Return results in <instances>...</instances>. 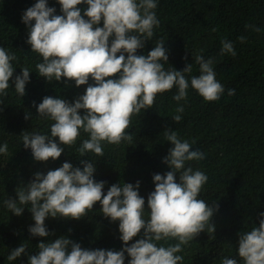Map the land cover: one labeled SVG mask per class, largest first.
I'll list each match as a JSON object with an SVG mask.
<instances>
[{
    "label": "trees",
    "instance_id": "16d2710c",
    "mask_svg": "<svg viewBox=\"0 0 264 264\" xmlns=\"http://www.w3.org/2000/svg\"><path fill=\"white\" fill-rule=\"evenodd\" d=\"M37 2L0 0V47L17 57L11 62L14 74L7 95L0 94V146L8 145L7 155L0 154V264H30L29 257L39 253L41 242L49 243L61 237L80 244L85 250L121 251L125 245L120 239L119 220L113 222L106 217L100 202L78 220L49 215L45 219L47 237L30 233L29 228L35 225L30 204L23 206L22 215L17 216L3 202L6 199L18 202L17 189L26 187L36 173L46 175L65 162L82 170L83 160L94 164V179L105 182V195L113 184L135 186L139 181L138 191L145 199L144 218L148 219L147 200L155 190L153 176L171 171L163 162L169 149L174 147L165 139L164 132L168 129L176 131L182 141L187 140L191 150L205 154L203 160L187 162L186 167L200 170L208 177L198 199L209 206L219 205L211 220L215 232H201L177 254L184 257L183 264H221L223 257L235 258L238 264H243L238 256L239 234L259 226L264 219L261 215L264 213V0H157L155 11L159 26L154 27L153 37L145 41L137 55L146 56L162 40L169 57L168 62L161 61L165 70H183L186 65H193V71L186 74L189 84L192 76L200 75L195 55L213 58L216 79L225 89L220 99L206 102L190 86L186 101L179 102L185 110L181 122L176 123L172 119L178 106L172 99L177 93L174 87L158 94L151 108L132 116L126 130L133 137L131 144L105 141L102 157L93 153L81 157L77 149L89 138L81 129L74 145L61 144L62 155L47 162L36 161L31 149L24 148L21 137L24 132L51 133L54 121L41 118L34 102L38 106L44 97L50 96L74 103L95 81L90 77L88 84L77 87L74 80L62 78L50 82L39 75L36 65L43 58L26 42L29 27L22 20L25 11ZM47 5L56 9V15H63L58 0H47ZM77 7L83 16L88 5L82 3ZM246 25H254L260 31ZM94 27H103V20ZM241 36L245 37L244 42L240 41ZM112 39L114 36L110 37L109 44ZM223 40L233 43L235 56L221 55ZM23 67L29 68L30 81L22 97L15 91L14 80L22 74ZM118 77L119 74L114 78ZM229 89H234L235 94L229 95ZM80 114L83 116L84 110ZM55 139L59 144V138ZM176 180L179 183V173ZM143 236L142 229L128 246ZM157 243L167 247L178 240ZM21 245L26 246V252L9 261L7 257ZM130 259L125 253V264Z\"/></svg>",
    "mask_w": 264,
    "mask_h": 264
},
{
    "label": "clouds",
    "instance_id": "9594fccd",
    "mask_svg": "<svg viewBox=\"0 0 264 264\" xmlns=\"http://www.w3.org/2000/svg\"><path fill=\"white\" fill-rule=\"evenodd\" d=\"M58 2L63 15H56V9L49 7L47 0H38L22 17L29 27L26 42L43 58V62L36 65L37 72L50 82L67 78L74 80L79 87L88 84L91 77L95 84L89 85L85 94L74 103L50 96L44 97L38 106L34 102L41 118L54 121L50 135L24 132L21 136L24 148L31 149L36 161L58 159L64 152L60 145H74L81 129L89 135L77 149L81 157L88 153L102 157V142L105 141L115 145L122 141L131 144L133 137L126 130L131 125L132 116L142 109L151 108L158 94L174 87L177 93L172 99L178 102V106L172 119L176 123L181 122V114L185 110L179 102L186 101L190 86L206 102L219 100L225 91L216 79L213 58L195 55L200 75L192 76L189 84L186 74L193 71V65L188 64L183 70H165L161 61L168 62L169 57L162 40L157 41L146 56L137 55L145 41L153 37L154 27L159 26L155 11L157 0ZM82 3L88 5L83 16L77 7ZM101 20L103 27H94ZM247 27L260 31L254 25ZM239 39L244 42L245 37ZM221 43V55H236L231 41L223 40ZM16 59L14 53L0 47V94L7 95L9 81L14 74L11 62ZM117 74L119 77L114 78ZM29 81L30 70L23 67L22 74L15 76L16 93L23 97ZM228 94L234 95L235 90L229 89ZM80 110H84L83 116ZM28 118L26 115L25 119ZM164 135L174 145L163 159L171 171L153 176L155 190L147 200L150 209L148 219L144 218L145 199L139 194V181L135 186L131 183L113 184L105 195V182L94 179V164L83 160L82 170L65 162L46 175L36 173L26 187L17 189L18 202L4 200L3 205L17 216L22 215L23 206L31 205L35 225L29 231L33 236H49L45 226L49 215L78 220L87 215L96 202L102 204L106 217L113 222L119 220L120 239L125 245L121 251L85 250L80 244L61 237L53 242H41L39 253L29 257L30 264H125V253L131 257L129 264H183L184 257L177 253L182 252V246L201 232H215L211 220L219 205L209 206L198 199L208 177L200 170L186 167L187 162L203 160L205 154L191 150V144L187 140L182 141L172 129L166 130ZM7 153L8 145L5 143L0 146V154ZM178 173L179 183L176 180ZM142 229L143 238L128 246V242ZM170 239L178 240V243L167 247L157 243ZM69 245L71 251H68ZM25 252L26 246L21 245L7 259L14 261ZM238 256L243 264H264V219L260 220L259 226L239 234ZM221 264H238V260L223 257Z\"/></svg>",
    "mask_w": 264,
    "mask_h": 264
}]
</instances>
